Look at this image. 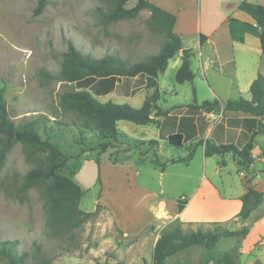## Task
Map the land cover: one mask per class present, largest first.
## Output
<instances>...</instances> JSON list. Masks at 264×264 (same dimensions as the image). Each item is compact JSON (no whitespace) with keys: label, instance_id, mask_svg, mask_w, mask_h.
I'll list each match as a JSON object with an SVG mask.
<instances>
[{"label":"rangeland","instance_id":"374dc122","mask_svg":"<svg viewBox=\"0 0 264 264\" xmlns=\"http://www.w3.org/2000/svg\"><path fill=\"white\" fill-rule=\"evenodd\" d=\"M38 2L0 0V90L8 116L14 122L23 117H46L61 124H51L53 143L73 158L60 172L83 190L79 209L88 213L96 210L97 215L71 232L55 233L50 227L43 184L38 183L25 193L19 191L25 174L40 164L36 157L29 158L25 147L17 143L0 172V242H16L25 264H39L43 260L50 264H117L114 260L119 261V256L123 264H148L153 241L167 225L180 224L185 231L215 227L213 223L202 224L203 217L198 215L200 206L210 213L215 206L212 197L209 202L194 198L180 221L163 215L161 203L165 201L167 212L172 213L175 202H184L180 200L182 196L193 199L199 177L205 173V161L207 178L213 180L224 197L228 176L223 171L220 174L214 171L216 167L222 168L221 161L225 160L229 175L234 178L237 174L232 155L204 158L202 146H198L190 161L181 162L178 160L186 158L196 142L174 149L162 128L127 121L117 123L118 131L145 145L138 150L114 144L99 153L94 134L85 133V143L77 144L79 132L71 122L74 117L66 114L59 103L61 93L74 89L59 78L68 44L94 59L110 56L129 65L145 62L165 42L164 35L151 29L150 12L143 10L133 19L107 22L103 14L111 9L108 0H48L43 11L36 14ZM136 2L129 1L126 8H132ZM190 69L193 81L177 84L174 57L158 74L163 109L193 104L194 99L200 103L211 101V88L230 89V78L212 71L204 75L198 59H191ZM152 91L142 88L131 97L111 93L96 99L137 109ZM220 102L226 101L222 98ZM259 136L256 140L264 139ZM150 140H157L158 145L149 146ZM82 150L85 152L80 153ZM154 159L158 165L153 163ZM150 215L155 218L149 220ZM117 225L142 232L136 237H124ZM222 228L237 230L232 222L224 223ZM240 243L241 238H221L213 250L195 247L176 255L170 264L201 261L219 264L224 253H230L235 264L239 262Z\"/></svg>","mask_w":264,"mask_h":264},{"label":"trees","instance_id":"16d2710c","mask_svg":"<svg viewBox=\"0 0 264 264\" xmlns=\"http://www.w3.org/2000/svg\"><path fill=\"white\" fill-rule=\"evenodd\" d=\"M47 1L39 0L36 14L43 11ZM129 1L131 0H108L111 9L106 14L102 13L105 20L117 22L133 19L141 11L148 10L151 29L164 35L165 42L147 61L132 65L110 56L94 59L81 53L71 43L68 44L59 78L60 81L73 85L74 89L61 93L59 103L66 114L74 117L71 122L79 132L77 144L85 143L86 133L96 135L99 153H104L114 144L139 150L145 143L120 133L117 123L127 121L139 126L156 124L167 134V142L174 149L182 148L185 143L198 138L187 157L178 161L187 163L192 159L196 147L202 146L205 157L232 154L242 168L249 167L253 162L251 151L254 148L255 138L264 134V77L259 74L251 83L250 100L237 98L227 100L223 105L217 100L204 101L201 104L194 101L193 104L172 106L164 110L160 105V94L156 83L158 74L167 68L169 59L182 53V63L175 74V81L177 84L191 83L194 79L190 69L193 53L190 49H184L181 39L173 33L175 23L173 15L154 6L149 0H137L132 8L127 9L126 5ZM238 9L249 15L259 26L261 50L264 55V6L242 1L238 4ZM205 40L206 37L200 36L201 46ZM141 88L153 89V91L137 109L127 105L101 103L96 99L111 93L131 97ZM226 111L242 112L252 116L251 119L243 121V128L250 135L241 148L233 144L216 145L211 139L203 138L209 126L205 114H221ZM179 115L181 116L178 118ZM51 124L61 125L49 121L46 117L37 119L23 117L19 122H14L8 116L3 91L0 90V172L9 151L17 143L25 147L29 158L36 157L40 166L25 174L19 191L25 193L34 185L43 184L50 212V227L55 233L64 234L88 222L97 215V212L95 210L88 213L79 209L83 190L73 179L60 172L73 156L61 151L53 143L55 134ZM148 145L155 147L158 143L150 140ZM83 150L80 153H84ZM153 163L158 165L156 159ZM240 200L242 208L239 217L244 221L262 204L264 193L249 188ZM182 208L179 207L180 210ZM246 233L245 227L239 231H228L216 225L212 229L185 231L180 224H169L159 233L153 247L151 264H168L176 255L195 247L211 251L221 238L244 237ZM0 263L25 264V257L18 253L16 242H0ZM39 264H50V262L43 260ZM219 264L234 263L231 255L227 253Z\"/></svg>","mask_w":264,"mask_h":264},{"label":"crops","instance_id":"0c3cea01","mask_svg":"<svg viewBox=\"0 0 264 264\" xmlns=\"http://www.w3.org/2000/svg\"><path fill=\"white\" fill-rule=\"evenodd\" d=\"M242 1L264 6V0H149L151 4L175 17L173 33L181 39L184 49H190L194 52L191 59H198L199 67L204 75L212 71L219 76L230 78L231 83L228 86L230 89L217 90L211 88L212 100L210 102L218 99L217 101L221 104L222 98L225 101L237 98L250 100L249 88L251 83L259 74L264 77V55L260 43L261 30L249 15L238 9V4ZM200 36L206 37L202 46L200 45ZM194 49L197 50V53ZM174 57L175 64L179 68L182 63V53H178ZM156 83L158 88L157 79ZM194 101L197 104L202 103L196 99ZM251 118V115L242 112L226 111L222 112L220 116L215 113L205 114V120L209 122V126L203 138L211 139L216 145L233 144L237 148H241L246 143L247 136L250 135L243 128V121ZM154 125L160 128L158 125ZM159 130L161 133V129ZM261 135L264 138V134L258 136L261 138ZM258 136L255 138L254 148L251 151L253 162L249 167L242 168L233 155L228 154L232 155L234 170L237 174L234 175L235 179L229 175L230 170L228 164H225V160L221 161L222 168H215L214 173L220 174L223 171L228 176L225 184L228 189L224 197L221 196L213 180L207 178L205 161V173L199 177V187L196 188L193 199L188 200L187 197L182 196L180 200L184 202H175L172 213L167 212L165 201L161 203L165 209L162 210L163 215L167 216L168 214L170 220L177 219L180 221L190 207L188 204L190 205L194 198L201 197L202 202H209L208 199L212 197L211 201L215 203V206L210 213L203 208L201 209V206L198 207V215L203 217L202 220L199 219L202 224L213 223L222 227L224 223L232 222L237 227L235 231H239L243 227L247 229L244 237H234L241 238L238 251L239 262L235 264H264V200L250 214L248 219L243 221L239 217L242 208L240 197L249 188L264 193V139L256 140ZM164 137L167 140L166 133ZM197 141L198 138L187 143L193 144ZM202 156L205 158L203 147ZM186 201L188 203H185ZM180 206L183 207L182 210L179 209ZM150 211L149 208V213ZM150 218L155 217L150 215L149 220ZM117 227L124 237H136L142 232L128 231L118 225ZM156 240L157 238L153 241L152 249ZM225 254L227 253L222 255ZM118 260L114 261L121 264L122 258L120 256ZM150 263L151 259L148 264ZM168 264H170V260Z\"/></svg>","mask_w":264,"mask_h":264},{"label":"bare ground","instance_id":"6f19581e","mask_svg":"<svg viewBox=\"0 0 264 264\" xmlns=\"http://www.w3.org/2000/svg\"><path fill=\"white\" fill-rule=\"evenodd\" d=\"M163 213H165V212H163Z\"/></svg>","mask_w":264,"mask_h":264},{"label":"built area","instance_id":"2783aa9c","mask_svg":"<svg viewBox=\"0 0 264 264\" xmlns=\"http://www.w3.org/2000/svg\"><path fill=\"white\" fill-rule=\"evenodd\" d=\"M263 153H264V151H263Z\"/></svg>","mask_w":264,"mask_h":264}]
</instances>
